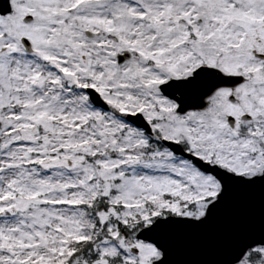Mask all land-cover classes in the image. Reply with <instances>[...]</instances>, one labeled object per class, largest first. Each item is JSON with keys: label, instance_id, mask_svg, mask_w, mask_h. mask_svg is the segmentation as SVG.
<instances>
[{"label": "snow or ice", "instance_id": "1", "mask_svg": "<svg viewBox=\"0 0 264 264\" xmlns=\"http://www.w3.org/2000/svg\"><path fill=\"white\" fill-rule=\"evenodd\" d=\"M0 264H264V0H0Z\"/></svg>", "mask_w": 264, "mask_h": 264}]
</instances>
